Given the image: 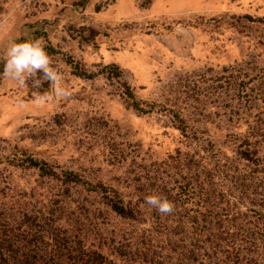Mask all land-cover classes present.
<instances>
[{"label":"rangeland","instance_id":"rangeland-1","mask_svg":"<svg viewBox=\"0 0 264 264\" xmlns=\"http://www.w3.org/2000/svg\"><path fill=\"white\" fill-rule=\"evenodd\" d=\"M17 37L45 47L69 94L50 81L17 87L0 61V215L42 239L25 245L15 233L12 248L82 238L126 257L148 238L147 261L161 260L188 226L150 225L145 198L178 207L195 199L186 182L230 200L239 220L247 206L264 210V0H0V57ZM126 87L149 112L129 105ZM27 154L83 182L38 176L21 165ZM97 181L136 203L141 220L109 211L88 187ZM30 207L39 218L16 214Z\"/></svg>","mask_w":264,"mask_h":264},{"label":"trees","instance_id":"trees-1","mask_svg":"<svg viewBox=\"0 0 264 264\" xmlns=\"http://www.w3.org/2000/svg\"><path fill=\"white\" fill-rule=\"evenodd\" d=\"M262 49L264 50V46ZM73 73L83 78L92 76L91 73L78 69H75ZM120 74L119 70L114 71V76L117 77ZM124 94L134 110L140 113L149 112L134 99L127 87ZM248 153H243L244 159L253 156L255 152ZM21 163L24 167L36 169L38 176L59 179L63 184L79 185L83 182L76 173L71 171L56 173L45 162L29 154L22 158ZM189 184H191L190 187ZM202 185V182L195 183V185L191 182L185 183L187 188L195 191V199L192 200L189 197L188 201L179 202L178 207L174 204V210H178V212H173L177 213L173 215L175 219L161 215L155 209L150 208V225L154 226L157 223L166 228L171 225L186 224L188 226V232L184 233L186 235L169 240L170 244L167 245L169 254L163 256L164 259L147 261L146 252L148 250H146L145 243L149 241L148 238L146 241L144 238L134 243L133 249L137 252L136 256L132 254L126 257L116 255L102 244L99 245L98 242H86L82 238L72 242L48 238L44 244L49 246V250L38 248L19 250V248L11 247L12 243L16 242V235L18 238L21 236L17 241H24L25 245L26 243L34 244L37 241L42 242V239L40 236L34 238L28 228L20 229L21 224L9 227L4 222L7 218L1 214L0 264H264V210H256L247 206L241 214L242 219L239 220L237 215H233L234 206L230 200L214 203L213 197L215 196L206 189H201ZM88 187L95 194H100L103 198L102 204L122 221L135 220L138 222L141 220L138 218L137 204L131 203L117 189L102 185L98 181ZM40 209L30 207L26 211L25 208H16V214H19V218H25L28 212L33 217L39 218ZM175 234L176 232H173V235ZM138 251L142 252L138 253ZM142 254L143 257L140 259Z\"/></svg>","mask_w":264,"mask_h":264},{"label":"clouds","instance_id":"clouds-1","mask_svg":"<svg viewBox=\"0 0 264 264\" xmlns=\"http://www.w3.org/2000/svg\"><path fill=\"white\" fill-rule=\"evenodd\" d=\"M0 61L3 63V78L14 81L17 87L28 86L27 82L31 79L32 87L38 89L43 81H50V88L56 95L69 94L60 86L62 79L60 70L53 65L45 47L34 38L17 37L6 48ZM38 71L43 75L38 76ZM34 99L37 104L42 105L49 96L43 92L36 95ZM145 203L161 215H168L174 211V204L171 201L156 194L147 196Z\"/></svg>","mask_w":264,"mask_h":264}]
</instances>
